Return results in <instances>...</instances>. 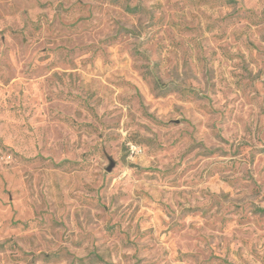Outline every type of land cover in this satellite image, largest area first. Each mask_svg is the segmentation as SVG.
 I'll return each instance as SVG.
<instances>
[{"label": "rangeland", "instance_id": "374dc122", "mask_svg": "<svg viewBox=\"0 0 264 264\" xmlns=\"http://www.w3.org/2000/svg\"><path fill=\"white\" fill-rule=\"evenodd\" d=\"M0 264H264V0H0Z\"/></svg>", "mask_w": 264, "mask_h": 264}, {"label": "water", "instance_id": "95a60500", "mask_svg": "<svg viewBox=\"0 0 264 264\" xmlns=\"http://www.w3.org/2000/svg\"><path fill=\"white\" fill-rule=\"evenodd\" d=\"M114 166V161L110 158V164L106 168L107 170H110Z\"/></svg>", "mask_w": 264, "mask_h": 264}, {"label": "trees", "instance_id": "16d2710c", "mask_svg": "<svg viewBox=\"0 0 264 264\" xmlns=\"http://www.w3.org/2000/svg\"><path fill=\"white\" fill-rule=\"evenodd\" d=\"M232 1H234V0H232ZM129 10H132V9H129ZM156 84H158V82H156Z\"/></svg>", "mask_w": 264, "mask_h": 264}]
</instances>
